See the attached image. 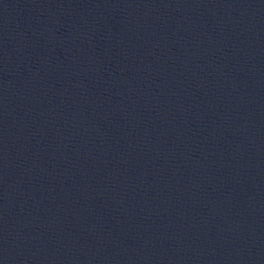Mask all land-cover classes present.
Here are the masks:
<instances>
[{"label": "water", "instance_id": "1", "mask_svg": "<svg viewBox=\"0 0 264 264\" xmlns=\"http://www.w3.org/2000/svg\"><path fill=\"white\" fill-rule=\"evenodd\" d=\"M0 264H264V0H0Z\"/></svg>", "mask_w": 264, "mask_h": 264}]
</instances>
